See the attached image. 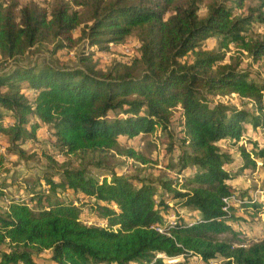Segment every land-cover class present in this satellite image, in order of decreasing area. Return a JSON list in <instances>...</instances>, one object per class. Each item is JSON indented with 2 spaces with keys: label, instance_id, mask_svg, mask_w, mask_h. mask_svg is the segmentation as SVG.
<instances>
[{
  "label": "trees",
  "instance_id": "1",
  "mask_svg": "<svg viewBox=\"0 0 264 264\" xmlns=\"http://www.w3.org/2000/svg\"><path fill=\"white\" fill-rule=\"evenodd\" d=\"M204 1H0V134L7 156L34 158L22 146L41 147L37 131L46 127L56 155L114 151L144 162L134 148L120 151L121 139L160 129L171 139L172 155L176 126L182 147L171 168L185 176L155 185L114 171L98 179L85 167L63 165L58 178L45 172L33 184L0 179V264H39L34 254L42 252L53 264H168L175 258L183 263L171 264H184L195 256L204 263L264 264V225L256 221L264 204L229 183L235 175L264 174V137L257 141L264 132V78L255 71L264 62V36L251 35L264 25V0H209L201 16ZM133 33L134 54L100 69L95 55ZM211 39L218 47L207 50ZM43 43L53 44V54L76 49L77 66L16 63ZM231 46L236 58L227 57ZM231 96L242 105L224 102ZM233 149L241 160L235 169ZM3 159L0 154V168ZM89 165L107 169L101 159ZM12 187L26 195H8ZM64 194L92 200L93 221ZM231 195L247 202L227 214L223 199ZM175 208L192 211L193 218L180 215L166 234L158 233L154 228ZM242 225L263 233L247 245L236 231Z\"/></svg>",
  "mask_w": 264,
  "mask_h": 264
},
{
  "label": "rangeland",
  "instance_id": "2",
  "mask_svg": "<svg viewBox=\"0 0 264 264\" xmlns=\"http://www.w3.org/2000/svg\"><path fill=\"white\" fill-rule=\"evenodd\" d=\"M2 1V0H0ZM9 1V0H8ZM21 5L28 3L29 1H38L43 5H48L53 2V0H17ZM209 0H205L203 5L201 6V10L199 14L203 16L206 12V5ZM253 3H247V6L252 5ZM78 34V30L75 31V35ZM251 35L253 36H264V25L255 26V28L251 31ZM137 39L135 33L131 34L125 42L114 45L112 50L98 52L95 55V59L98 62V67L100 69H107L115 62H125L126 58L129 56L124 53L127 49L130 51V55L134 54L137 47ZM205 49L212 50L217 49L218 43L215 39H211L205 42ZM76 49L73 50H63L53 54V44L51 43H43L35 48L30 54L25 56L24 58H20L16 60V63L19 64H30V63H45V62H53L57 65H67L70 67L77 66V59L75 55ZM237 51L234 46H231L230 51L227 54V57L232 56L236 58ZM1 61V60H0ZM241 61L243 65L248 63V57L246 55L241 56ZM255 71L259 73L261 77L264 78V62L256 66ZM219 99V98H217ZM224 102L229 101L232 104L241 106L242 103L239 100H236L235 97L225 98ZM2 110L0 109V112ZM11 120L9 118L5 119L4 127H7L10 124ZM176 126H173L172 130L174 136V141L176 143L175 152L170 155L167 154L169 144L171 143V139L166 134V132L157 129L153 135L146 137H137L132 140L121 139V145L119 146L120 151H126L128 148H134L143 158L144 162H140L137 160L127 159L126 156L119 155L117 152H110L106 155H86L84 157L73 156V157H65L61 155H56L55 150L50 147V144L53 141V136L51 132L43 127L37 131V137L39 143L42 144L41 147L36 146L32 142H27L22 146L23 149L27 150L28 153H35L36 156L31 160L24 161L15 156H7V153L4 150V145L6 143V137L3 134H0V154L3 155L4 163L0 168V179H5L6 181H19L22 182L24 180H28L29 184H33L36 181L38 182L43 173L47 172L52 174L56 178L59 176V172L62 169L63 165H67L73 169L83 168L85 167L87 171L94 177L100 179L103 175H110V172L114 171L117 175H121L126 178H134L136 181H144L146 183L157 184L160 180H175L179 181L184 180L185 176H178L175 172V169L171 167L177 164V154L181 149V142L179 138V134L177 132ZM249 132V131H248ZM264 137V132L261 131L257 134V141L262 142ZM173 141V142H174ZM54 152V153H53ZM47 153V156L46 154ZM232 153L236 156L235 163L236 167L241 164V160L239 156H237V152L235 149L232 150ZM44 154V155H43ZM103 160L107 169H97L89 164L97 161ZM235 167V168H236ZM234 168V169H235ZM260 167L257 168V170ZM236 173V172H234ZM234 175V174H233ZM232 185L237 187L240 190L246 191H254L256 189H260L264 186V174L259 172L254 175H246L241 174L239 176H234V179L230 181ZM157 188V195L159 196L161 193V188L159 186ZM8 195L19 198L20 196L24 197L26 195V191L18 188H9L7 190ZM65 199L69 201H73L76 206L80 208V210L84 213L82 216L85 220L90 218V221H93V214L90 211V207L93 204L92 200L87 198L77 197V196H63ZM9 196H7L6 201L9 200ZM170 206L173 207V203H170ZM174 211L184 218L191 219L193 218V212L183 209V208H175ZM176 210V211H175ZM245 221H249V218L246 214H240ZM260 225H264V217L260 220H257ZM99 225L105 227L106 222L99 221ZM243 228H236V231H240L241 238H244L245 243L250 245L253 243L254 239L256 240L263 232H258V228L252 227V232L249 230L247 225H242ZM240 229V230H239ZM253 233V234H252ZM49 252H42L39 254H34L35 261L39 264H53L50 261ZM183 263V258H177L175 263ZM184 264H219L218 262H210L204 263L196 260L195 258L190 257L189 260Z\"/></svg>",
  "mask_w": 264,
  "mask_h": 264
},
{
  "label": "built area",
  "instance_id": "3",
  "mask_svg": "<svg viewBox=\"0 0 264 264\" xmlns=\"http://www.w3.org/2000/svg\"><path fill=\"white\" fill-rule=\"evenodd\" d=\"M124 53H126L128 56L130 55V51L127 49L124 51ZM245 142H246V138L243 136L241 138V144H245ZM257 167H261L260 162H257ZM250 194H251V197L254 201H258L259 203L264 204V186H262L260 189L254 190ZM246 202H247L246 199H240L236 195H231V196L223 199V203L225 205L223 208V211L226 212L227 214H229L230 208H232V207L239 208V207H241V204H244ZM168 205L170 206V203ZM179 216H180V214L171 211L165 217L164 225L155 227L154 229L160 234H166L167 231H169L171 228H173L176 225V222H177ZM191 225L192 224H190L189 226H191ZM158 258H164V257L160 255V256H158ZM194 258L200 262H203L200 257L195 256ZM176 259L177 258L166 259L165 262L168 264L175 263Z\"/></svg>",
  "mask_w": 264,
  "mask_h": 264
},
{
  "label": "crops",
  "instance_id": "4",
  "mask_svg": "<svg viewBox=\"0 0 264 264\" xmlns=\"http://www.w3.org/2000/svg\"><path fill=\"white\" fill-rule=\"evenodd\" d=\"M4 112V111H3ZM250 132V131H249ZM236 164L237 163H234V165H232V167L231 168H235L236 167ZM234 179V176H233V178H232V180ZM230 183V182H229ZM231 184V183H230ZM232 185V184H231ZM234 186V185H233ZM237 214H241V212H239V213H237ZM260 228H258V230H259ZM258 232H263V230L261 231V230H259ZM260 237H261V235H260Z\"/></svg>",
  "mask_w": 264,
  "mask_h": 264
}]
</instances>
